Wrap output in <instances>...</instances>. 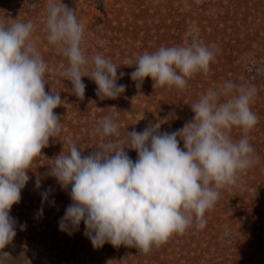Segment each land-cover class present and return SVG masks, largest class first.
Segmentation results:
<instances>
[{
	"label": "clouds",
	"instance_id": "9594fccd",
	"mask_svg": "<svg viewBox=\"0 0 264 264\" xmlns=\"http://www.w3.org/2000/svg\"><path fill=\"white\" fill-rule=\"evenodd\" d=\"M13 21H0V264L15 261L3 251L17 234L10 212L21 201L34 162L61 134L62 117L54 110L64 102L60 93L45 90L49 66L33 37L36 25ZM44 28L47 43L67 60L59 75L70 81L78 99L85 95L84 77L96 84L101 100L125 92L126 85L118 83L125 75H118L119 67L98 52H85L84 25L62 0H47ZM218 51L217 45L192 37L187 44L160 46L125 60L124 66L135 65L130 78L138 91L149 77L154 90H185L194 74L207 75ZM256 71L264 75V67ZM257 94L255 84L224 81L190 105L194 115L181 128L162 132L159 121L149 122L123 139H117L120 125L109 113L93 132L103 142L87 155L64 137L45 174L62 190L70 189L59 229L71 235L83 222L93 248L107 243L136 248L138 255L150 254L174 235L203 230L221 192L231 191L238 176L260 162L249 136L259 122L252 110ZM233 128L240 130L239 139L232 137ZM35 187H41L40 176ZM48 195L41 193L42 203Z\"/></svg>",
	"mask_w": 264,
	"mask_h": 264
},
{
	"label": "rangeland",
	"instance_id": "374dc122",
	"mask_svg": "<svg viewBox=\"0 0 264 264\" xmlns=\"http://www.w3.org/2000/svg\"><path fill=\"white\" fill-rule=\"evenodd\" d=\"M76 11L84 25V48L89 55L100 53L111 59L125 75L118 83L126 85L116 99L101 100L96 84L84 77L83 99L71 93L70 81L59 72L67 64L46 41L44 20L47 0H0V21L17 20L36 25L33 37L48 64L46 91L60 93L62 106L55 113L62 117L61 134L50 139L29 172L31 179L22 190L21 201L10 215L17 222V234L3 250L10 253L11 264H264V0H62ZM195 37L201 43L217 45L219 51L207 75L194 74L185 90L175 87L153 88L146 78L138 91L130 73L135 65L124 66L160 46L187 44ZM99 42H103L102 45ZM231 80L252 83L258 94L252 110L259 122L249 133L250 143L260 162L240 174L231 191H222L214 209L206 213L203 230H188L172 236L148 255H138L136 248L105 244L93 248L84 235L85 226L63 232L59 221L71 203L68 191L45 174L48 165L62 151L63 138L70 136L87 155L103 142L93 132L101 118L111 113L120 125L119 137L127 131L143 130L149 122H160L161 131H175L190 120V105L197 102L209 87ZM142 94V95H139ZM115 108V109H114ZM173 118L165 120V118ZM232 137L241 132L233 128ZM183 146L181 142V147ZM135 160L137 153L128 150ZM49 159V160H48ZM37 176L41 187H35ZM48 191L42 203L41 193ZM43 208V214L39 210ZM26 225L21 230L19 225Z\"/></svg>",
	"mask_w": 264,
	"mask_h": 264
}]
</instances>
